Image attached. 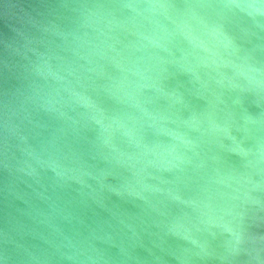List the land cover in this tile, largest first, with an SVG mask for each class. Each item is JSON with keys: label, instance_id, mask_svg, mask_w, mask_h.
<instances>
[{"label": "water", "instance_id": "95a60500", "mask_svg": "<svg viewBox=\"0 0 264 264\" xmlns=\"http://www.w3.org/2000/svg\"><path fill=\"white\" fill-rule=\"evenodd\" d=\"M0 264H264V0H0Z\"/></svg>", "mask_w": 264, "mask_h": 264}]
</instances>
